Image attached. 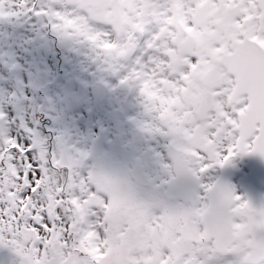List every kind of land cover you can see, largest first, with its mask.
Masks as SVG:
<instances>
[{
	"label": "snow or ice",
	"instance_id": "6c2138e0",
	"mask_svg": "<svg viewBox=\"0 0 264 264\" xmlns=\"http://www.w3.org/2000/svg\"><path fill=\"white\" fill-rule=\"evenodd\" d=\"M68 7L0 0V21L34 15L120 57L168 160L140 188L15 134L0 109V264H264V0Z\"/></svg>",
	"mask_w": 264,
	"mask_h": 264
},
{
	"label": "rangeland",
	"instance_id": "374dc122",
	"mask_svg": "<svg viewBox=\"0 0 264 264\" xmlns=\"http://www.w3.org/2000/svg\"><path fill=\"white\" fill-rule=\"evenodd\" d=\"M19 10V9H17ZM25 18L23 19H16L13 22H5V21H0V49H2L3 47L5 48H12L15 51V54L12 53L11 51H6V54L9 55V60H5V57L0 54V101H2L3 103L7 104V109L10 112L11 116H12V123L16 126V131L21 135V134H26L25 135V139H29L34 141L37 146L40 147H45L46 150H50V151H54L57 152L58 155L61 156V153L66 149L69 148L70 150L72 149L71 147V143H72V139L69 140L68 144H64V146L60 147L59 149L56 147H53L52 149L48 148L46 141L44 140V131L42 129H36V130H28L26 127V124H30V119H29V108L28 105L30 103V97L28 95V91L29 88L32 84V80L33 78H36L38 80H41V83H44L46 78L42 77L41 73H42V68L41 67H37V68H33L32 71L26 70L21 63L15 62L11 57H13L14 55L16 57H22V53H23V46H24V38L26 37V34L28 32V30L26 28H22L21 30L18 29L16 30V27L14 26L13 23L15 22H19V21H23ZM7 23V24H4ZM78 37L77 35H73L70 36L69 34H66L65 36H63V38L65 40L62 41L63 45H70L73 43H78ZM87 38V36H86ZM88 40V38H87ZM89 42V43H88ZM87 44H85V48L90 49V57L88 58V60L91 59V57L95 54V52H98V48L99 45H96L94 42L88 40ZM50 42L49 40L46 42V47H51L49 46ZM52 45V44H51ZM67 45V46H68ZM86 51V49H85ZM98 53H100L99 59L100 57L102 58V61H106L103 60L104 55L99 51ZM88 54V52H87ZM111 56H113L111 54ZM114 57V65L110 64L109 67H102V65L98 62L96 68H97V72L94 73V75H99L100 74V70H102L103 72H106L108 69L110 68H114V70H116L118 61V56H113ZM84 58H87L86 55H84ZM83 58V59H84ZM117 58V59H116ZM14 61V62H13ZM13 62V66H9L8 64H11ZM87 66V65H86ZM85 66V67H86ZM104 69V70H103ZM34 70L38 71L37 75H34ZM112 71V70H111ZM19 72H21V76L22 78L25 80V87H24V91H19L18 88L13 84V86L10 84V82L8 81V76L10 78H15V74H18ZM76 72L77 74H86L88 75L89 71L83 72L78 66H76ZM115 73V72H114ZM8 75V76H7ZM110 78L112 79H116L118 81L112 80V85L113 87L117 88V91L115 92L114 97H111V95L109 96V98L113 101V103H109L106 101H102L106 106L110 107V111L111 114L113 116V118L116 121H121L122 123H120V135L123 138V141L126 145L130 144L131 141V135L129 134V130L135 126V125H142L144 126L148 133H149V142L146 145L147 147H150V150L152 152L155 153V147L152 145L153 143L159 142L161 143V145L157 146L160 150L163 151L162 154L159 155V157H156L157 161L151 165V170L155 176V179H158L160 177V175L163 172V164L165 165V163H167L168 160V148H169V144L166 145L165 144V136L163 134H158L156 132L150 131L147 127L148 124L151 123V120L148 119L149 117L145 118L144 115V110L142 107V100L140 97H138V93L136 91V88L133 86L134 89V93H133V97H132V101L129 99V97L127 96V91H129V87L127 85H120L119 81H120V76L116 77L115 74H113V76H110ZM73 81H69L67 82L65 85L67 86L68 84H73ZM2 96H4V99H2ZM91 97V101L94 103L95 101V105L97 102H100L97 98H93L92 95H89ZM140 98V99H139ZM106 102V103H105ZM116 103V104H115ZM128 103H131L128 104ZM137 103V105H136ZM127 106L128 107V112H125L123 117L120 118V116H118L119 111L118 108L120 106ZM98 114H95V116H97ZM93 115H91L92 117ZM90 115L86 114L85 118H81L80 123H82V125L78 126L79 128V134L77 135V138H82L83 135L80 134L81 131L84 130L85 126L88 128L92 127V126H96L97 127V122L93 120V118H91ZM109 121H112L111 118L109 119ZM95 123V124H94ZM112 133H116L115 128H113ZM111 141H113V137L111 138ZM114 141L117 142V135L114 136ZM113 141V143H114ZM119 143V142H117ZM120 144V143H119ZM130 146V145H129ZM66 147V148H65ZM107 149L105 151L109 152V147L101 145L99 147L100 150V154H99V158L96 161V164H102L104 166V168L106 169L107 163H106V158H108V156L106 154H104L105 152H102L103 149ZM112 149V148H111ZM115 149V148H114ZM113 153L111 154L113 157L118 156L116 150L112 151ZM112 170H117V169H112ZM134 183V182H133ZM138 187L140 188H144L141 187L137 184Z\"/></svg>",
	"mask_w": 264,
	"mask_h": 264
},
{
	"label": "water",
	"instance_id": "95a60500",
	"mask_svg": "<svg viewBox=\"0 0 264 264\" xmlns=\"http://www.w3.org/2000/svg\"><path fill=\"white\" fill-rule=\"evenodd\" d=\"M246 70L249 73V75H254L255 74V65L252 62H248V64L246 65ZM140 172V169H138L137 167L135 169H133V173L137 174Z\"/></svg>",
	"mask_w": 264,
	"mask_h": 264
},
{
	"label": "flooded vegetation",
	"instance_id": "af4514ba",
	"mask_svg": "<svg viewBox=\"0 0 264 264\" xmlns=\"http://www.w3.org/2000/svg\"><path fill=\"white\" fill-rule=\"evenodd\" d=\"M45 2H46V0H45ZM70 3V1H67V4H69ZM53 4H55V3H50V6L52 7L53 6ZM57 5V4H56ZM44 10V9H43ZM36 17V16H35ZM36 19H38L37 17H36ZM42 23H43V21H41ZM44 23H46L45 21H44ZM48 27V26H47ZM48 29H50L49 27H48ZM51 30V29H50ZM52 32V31H51ZM65 62V61H64ZM49 63L51 64V65H53V63H54V60L53 59H50L49 60ZM61 63V62H60ZM66 63V62H65ZM57 91H58V93H60V89H57ZM53 96V95H52ZM69 105L72 107L73 106V102L72 101H69ZM47 118V117H46ZM47 123V122H46Z\"/></svg>",
	"mask_w": 264,
	"mask_h": 264
}]
</instances>
